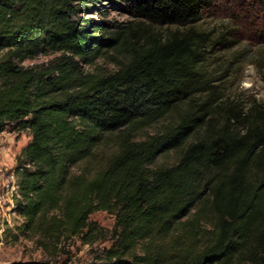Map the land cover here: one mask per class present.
<instances>
[{
    "label": "trees",
    "instance_id": "1",
    "mask_svg": "<svg viewBox=\"0 0 264 264\" xmlns=\"http://www.w3.org/2000/svg\"><path fill=\"white\" fill-rule=\"evenodd\" d=\"M212 5L0 0V134L30 137L20 236L92 244L104 211L112 244L85 264H264V103L202 72Z\"/></svg>",
    "mask_w": 264,
    "mask_h": 264
},
{
    "label": "rangeland",
    "instance_id": "2",
    "mask_svg": "<svg viewBox=\"0 0 264 264\" xmlns=\"http://www.w3.org/2000/svg\"><path fill=\"white\" fill-rule=\"evenodd\" d=\"M90 18L100 19L98 16ZM109 18L128 19L124 13H109ZM195 28L210 34L202 72L219 86L228 99L248 107L253 101L264 103V0H213ZM51 56L27 61L25 66L43 64ZM103 70L113 66L99 62ZM27 133L8 128L0 134L1 167L13 171L17 159L29 142ZM165 159H160L163 162ZM0 205V264H85L96 260L112 244L110 234L115 217L94 212L89 221L100 230L92 244L72 239L58 251L47 252L35 241L18 234L20 220ZM58 255V257H55Z\"/></svg>",
    "mask_w": 264,
    "mask_h": 264
},
{
    "label": "built area",
    "instance_id": "3",
    "mask_svg": "<svg viewBox=\"0 0 264 264\" xmlns=\"http://www.w3.org/2000/svg\"><path fill=\"white\" fill-rule=\"evenodd\" d=\"M19 198V184L17 175L1 167L0 159V205L4 206L9 215L22 222L21 216L16 211V200Z\"/></svg>",
    "mask_w": 264,
    "mask_h": 264
}]
</instances>
